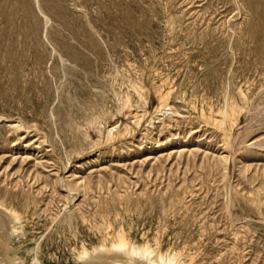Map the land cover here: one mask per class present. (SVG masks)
Instances as JSON below:
<instances>
[{"label": "rangeland", "instance_id": "374dc122", "mask_svg": "<svg viewBox=\"0 0 264 264\" xmlns=\"http://www.w3.org/2000/svg\"><path fill=\"white\" fill-rule=\"evenodd\" d=\"M140 97L172 120L96 145ZM0 207V264H264V0H0Z\"/></svg>", "mask_w": 264, "mask_h": 264}, {"label": "bare ground", "instance_id": "6f19581e", "mask_svg": "<svg viewBox=\"0 0 264 264\" xmlns=\"http://www.w3.org/2000/svg\"><path fill=\"white\" fill-rule=\"evenodd\" d=\"M125 97V96H124ZM144 97V96H143ZM128 100V99H127ZM126 100V102H127ZM144 100H147V99H144ZM144 100L140 97L139 98V105L138 106H134L131 102H127L125 103V101L123 103L124 106L123 108L125 110L128 111V113H133L135 112V115L134 118L135 120L132 122V123H126V124H119L118 126H115L113 128H111V130H105V132H107L104 136V126L107 125L108 123V119H109V115L108 117H105L103 118L102 117V120L101 119H98L97 120H93L92 123L90 124L89 123V127L92 128V130L95 132V135L97 137V143L96 145H100L101 143L103 144L104 143H113L115 141H121L123 138H126L128 136H131L133 135L136 131H138L139 129H141L142 131H150L149 129L154 127L156 123L158 122H164V120H167L168 118H172L170 117L173 112L172 110L167 107V106H164L165 102L164 100H162L158 106L156 108H154L153 110H148V108L146 107V103L144 102ZM123 105V104H122ZM122 107V106H121ZM120 109V108H119ZM122 109V108H121ZM229 109V108H228ZM123 110V109H122ZM126 112V111H125ZM233 113L234 112V109L231 108V110L228 112V111H223V112H218L219 116L222 117V121L220 123V125L223 127V131H225V143L227 146H232L234 143V140L236 138V136L234 135L235 138H233V126L236 124V122H238L237 120V115L238 113H236V116L233 117L232 114L230 113ZM120 113V112H118ZM123 113V112H122ZM100 114V113H99ZM117 114V112H116ZM115 115V114H113ZM112 115V116H113ZM125 115V114H124ZM126 115L127 112H126ZM103 116V115H102ZM110 115V117H112ZM115 117V116H113ZM126 117V116H125ZM129 117V116H128ZM101 118V117H100ZM110 120V119H109ZM126 120V119H125ZM129 120V119H128ZM172 120V119H171ZM119 122V121H118ZM235 123V124H234ZM87 124V123H86ZM234 124V125H233ZM89 127H87L88 129H90ZM165 127V126H164ZM15 128V127H14ZM109 128V127H108ZM17 129V128H16ZM221 129V127H220ZM140 131V130H139ZM141 131V132H142ZM147 132V134H148ZM146 133V132H145ZM146 134H144L143 136L145 137ZM147 136V135H146ZM143 139V138H142ZM148 139V138H147ZM234 139V140H233ZM146 141V140H145ZM148 141V140H147ZM146 141V142H147ZM236 142V141H235ZM93 143V142H92ZM111 143V144H112ZM151 144V143H150ZM142 145V144H141ZM226 147V146H225ZM233 147V146H232ZM230 148V147H229ZM232 149V148H231ZM230 150V149H229ZM233 150V149H232ZM229 157V156H228ZM225 161L229 162L227 158H225ZM224 161V164H226ZM239 162V161H238ZM223 163V162H222ZM240 163V162H239ZM224 164H223V167H224ZM233 165V164H232ZM237 165V164H235ZM231 166V165H230ZM238 166V165H237ZM228 167V166H227ZM226 167V169H227ZM235 167V166H234ZM225 169V167H224ZM232 169H233V166H232ZM236 169V168H235ZM234 169V170H235ZM233 170V171H234ZM232 173V172H231ZM231 176V175H230ZM79 194V193H78ZM233 200V199H232ZM232 203V202H231ZM234 203V202H233ZM233 205V204H231ZM4 209V208H2ZM6 209V208H5ZM1 210V207H0V210L1 211H4V214L7 216L8 214V217H9V221L11 223L15 222L16 220H18L16 214H13L14 212H9L8 210ZM228 211V210H227ZM2 213V212H1ZM1 217V216H0ZM3 217V216H2ZM7 218V217H6ZM229 218V217H228ZM4 220V217L3 219L0 218V243L1 242H4L5 243V247L6 248L5 250L7 251V249H10L8 248V243H9V240L12 238L13 236V233L15 230H13V227L10 225V228L8 227V230H10V233H8V236L5 234V228L3 229V223L1 221ZM5 224V222H4ZM20 224V222H19ZM104 224V223H103ZM106 224V223H105ZM18 225V224H17ZM15 226V225H14ZM16 227V226H15ZM14 227V228H15ZM103 227V226H101ZM105 228L107 227L104 226ZM109 228V227H108ZM98 229H101V228H98ZM104 229V228H103ZM4 230V231H3ZM7 230V231H8ZM100 231V230H99ZM9 232V231H8ZM108 232V231H107ZM113 232V231H111ZM116 232V231H115ZM119 232V231H118ZM104 233V232H102ZM120 233V232H119ZM121 233H124V232H121ZM120 234L116 235V238L118 241V243H112L111 245V248H104L101 247L100 249L97 248V250H87L85 249L83 246L82 248V257L80 256V260L79 262L81 264H178L175 262V260L173 259V256L172 258H168L167 260H163V259H159L158 261L153 259L152 257L154 256L151 252L153 251H147V250H136L135 248H133V246H131L129 243V245H127L126 241H124L123 239V236ZM100 234V233H99ZM105 234V233H104ZM108 234V233H107ZM106 234V235H107ZM110 234V233H109ZM108 234V235H109ZM113 234V233H112ZM111 234V236H112ZM101 235V234H100ZM115 235V234H114ZM113 235V236H114ZM102 239H105L103 237H101ZM125 238V237H124ZM106 240V239H105ZM108 240V239H107ZM109 241V240H108ZM128 241V240H127ZM195 241V240H194ZM108 243V242H107ZM131 243V242H130ZM2 244V243H1ZM10 244V243H9ZM104 245V244H103ZM135 246V245H134ZM106 247V246H105ZM109 247V246H108ZM137 247V246H136ZM139 247V246H138ZM141 248V247H140ZM144 248V247H143ZM142 248V249H143ZM94 249V248H92ZM96 249V248H95ZM151 250V249H150ZM3 251V249H2ZM10 251V250H9ZM177 251V250H176ZM171 252V251H170ZM174 252V251H173ZM182 252V251H181ZM179 252V254L181 253ZM80 253V252H79ZM177 253V252H176ZM151 254L153 255L151 257ZM168 254V253H167ZM172 254V252H171ZM81 255V254H78V256ZM174 255V253H173ZM177 255V254H176ZM166 256V254H165ZM156 257V256H155ZM181 257V256H179ZM178 257V259H179ZM192 257V256H191ZM3 258V257H1ZM79 259V257H77ZM177 261V260H176ZM192 261V260H191ZM3 262V261H2ZM37 262V261H36ZM190 262V261H189ZM6 263V262H5ZM79 263V264H80ZM9 264H20V263H17L14 258H9ZM35 264V263H34ZM40 264V263H38ZM181 264V263H180ZM186 264V263H185ZM190 264V263H189Z\"/></svg>", "mask_w": 264, "mask_h": 264}]
</instances>
